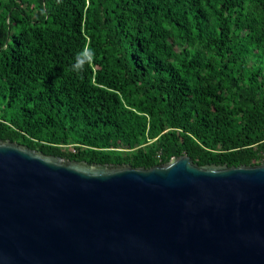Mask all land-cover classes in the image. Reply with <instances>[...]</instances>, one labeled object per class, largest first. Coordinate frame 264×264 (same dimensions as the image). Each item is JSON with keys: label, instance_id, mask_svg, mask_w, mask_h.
Instances as JSON below:
<instances>
[{"label": "trees", "instance_id": "obj_1", "mask_svg": "<svg viewBox=\"0 0 264 264\" xmlns=\"http://www.w3.org/2000/svg\"><path fill=\"white\" fill-rule=\"evenodd\" d=\"M0 139L88 164L264 163V0H0Z\"/></svg>", "mask_w": 264, "mask_h": 264}, {"label": "water", "instance_id": "obj_2", "mask_svg": "<svg viewBox=\"0 0 264 264\" xmlns=\"http://www.w3.org/2000/svg\"><path fill=\"white\" fill-rule=\"evenodd\" d=\"M0 264H264V163L88 164L0 139Z\"/></svg>", "mask_w": 264, "mask_h": 264}, {"label": "clouds", "instance_id": "obj_3", "mask_svg": "<svg viewBox=\"0 0 264 264\" xmlns=\"http://www.w3.org/2000/svg\"><path fill=\"white\" fill-rule=\"evenodd\" d=\"M86 51H90L87 50ZM94 53L90 54L88 56V62H91V60L93 59ZM83 63L84 61L81 60V54H78L73 65H72V70L73 71H82L83 70Z\"/></svg>", "mask_w": 264, "mask_h": 264}, {"label": "built area", "instance_id": "obj_4", "mask_svg": "<svg viewBox=\"0 0 264 264\" xmlns=\"http://www.w3.org/2000/svg\"><path fill=\"white\" fill-rule=\"evenodd\" d=\"M70 150H72L73 152H75V149H73L72 147L70 148Z\"/></svg>", "mask_w": 264, "mask_h": 264}]
</instances>
